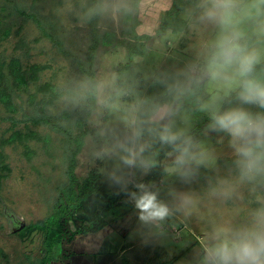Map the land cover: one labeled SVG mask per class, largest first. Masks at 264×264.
Returning a JSON list of instances; mask_svg holds the SVG:
<instances>
[{
  "label": "rangeland",
  "instance_id": "374dc122",
  "mask_svg": "<svg viewBox=\"0 0 264 264\" xmlns=\"http://www.w3.org/2000/svg\"><path fill=\"white\" fill-rule=\"evenodd\" d=\"M184 1L183 36L172 29L156 36L173 0H0V67L11 99H0V264H202L217 228L249 220L264 184L240 181L229 138L209 129L206 113L185 99L172 117L174 130L185 129L210 157L189 178L169 171L176 153L161 159L168 145L155 147L148 131L161 122L154 106L174 103L155 102L152 79L171 83L215 36L197 20L198 0ZM98 3L108 10L86 18ZM13 60L25 88L12 82ZM136 128L147 145L142 156L164 169L151 178V168L121 159L118 145L132 146ZM95 174L97 192L82 197ZM140 184L168 206L165 219L141 221L131 195L99 231L74 236L110 197L130 185L139 195Z\"/></svg>",
  "mask_w": 264,
  "mask_h": 264
},
{
  "label": "clouds",
  "instance_id": "9594fccd",
  "mask_svg": "<svg viewBox=\"0 0 264 264\" xmlns=\"http://www.w3.org/2000/svg\"><path fill=\"white\" fill-rule=\"evenodd\" d=\"M108 8V4L98 3L88 8L86 18ZM194 10L199 22L216 28L215 37L176 79L166 83V92L174 103L163 109L154 106L155 112H162L161 122L158 128L148 131L176 153L169 171L189 178L197 168L207 166L210 157L201 144L185 129L174 130L172 117L185 99L191 100L195 110L208 115L211 131L228 136L240 181L264 184V0H198ZM233 95L238 106L224 108V102ZM245 105L258 110L252 111ZM142 134L143 130L136 128L132 146L118 147L126 153L121 157L124 164L147 172L155 166V160L142 156L147 147L138 143ZM137 187L140 194L131 195L140 220L165 219L168 206L145 185ZM257 204L246 223L216 229L202 264H264V196L257 197Z\"/></svg>",
  "mask_w": 264,
  "mask_h": 264
},
{
  "label": "trees",
  "instance_id": "16d2710c",
  "mask_svg": "<svg viewBox=\"0 0 264 264\" xmlns=\"http://www.w3.org/2000/svg\"><path fill=\"white\" fill-rule=\"evenodd\" d=\"M184 0H173L172 7L168 9L164 16L161 19V22L157 28L156 36H159L160 34H165L168 29L177 30V32H180L184 27V21L179 18L180 13L184 10L185 7H187V3H184ZM145 38H152L151 36H146ZM147 46L146 42H143L139 44L136 47L135 52L138 54H143L144 47ZM36 68L34 73H32V79H36ZM10 76L12 77V82L16 86H20L21 88H25L27 85V80L25 78L26 74L22 72L20 65L17 63V61L13 60L10 64ZM159 76H155L152 80L155 84H152L148 88V92H151L155 96V102H158L160 100H167L171 98L172 96L167 94L166 92V86L164 83V80L161 78L157 79ZM162 82V83H161ZM50 88V87H49ZM10 87L8 85L6 75L3 72L2 67H0V99L4 100L6 104L10 103ZM235 101V97L229 98L224 102L223 107L228 108L229 105ZM187 107V106H186ZM207 122H210L209 120ZM193 132H197L196 129ZM158 139L154 141L153 145L155 147H159L161 144L157 143ZM172 148L168 145V147H165L162 149L161 152V159L164 158V156L170 152ZM164 169L161 166V164H158L157 166L150 169V175L148 178H151V175L158 172H163ZM97 176L92 175L89 179V181L86 183V185L82 188V197H86L87 195L93 194L97 192ZM135 189V185H130L127 189H125L123 192H121L118 195H113L109 198L108 204L104 206L101 210L97 212L96 220L94 221L93 225L91 227H83L79 231L74 233V236L85 234L86 232H97L101 228H103L106 225L105 217L112 213V209L114 207L119 206L123 200L127 197L131 196L132 191ZM79 195L75 193V196L73 199L68 202V205L66 206V216L70 213L72 207L76 202L78 201ZM69 216V215H68ZM67 216V218H68ZM65 226V223H64ZM68 233V230H67Z\"/></svg>",
  "mask_w": 264,
  "mask_h": 264
},
{
  "label": "crops",
  "instance_id": "0c3cea01",
  "mask_svg": "<svg viewBox=\"0 0 264 264\" xmlns=\"http://www.w3.org/2000/svg\"><path fill=\"white\" fill-rule=\"evenodd\" d=\"M171 6H172V5H171ZM214 32H215V33H214ZM214 32H213V33L216 34V31H215V30H214ZM179 33H180V36H183V34H184V30L182 29ZM181 34H182V35H181ZM214 37H215V36H212L208 41L214 39Z\"/></svg>",
  "mask_w": 264,
  "mask_h": 264
}]
</instances>
